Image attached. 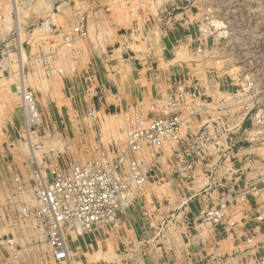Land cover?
I'll list each match as a JSON object with an SVG mask.
<instances>
[{
  "label": "rangeland",
  "instance_id": "rangeland-1",
  "mask_svg": "<svg viewBox=\"0 0 264 264\" xmlns=\"http://www.w3.org/2000/svg\"><path fill=\"white\" fill-rule=\"evenodd\" d=\"M12 2L0 0V264H264V0H60L51 20L20 14L18 36ZM171 94L184 99L177 138L148 156L113 222L75 229L53 260L22 212L35 168L121 152L129 119Z\"/></svg>",
  "mask_w": 264,
  "mask_h": 264
},
{
  "label": "built area",
  "instance_id": "built-area-1",
  "mask_svg": "<svg viewBox=\"0 0 264 264\" xmlns=\"http://www.w3.org/2000/svg\"><path fill=\"white\" fill-rule=\"evenodd\" d=\"M86 17L77 18L79 22L74 33L84 35L81 26ZM69 39V36L65 38L67 44ZM180 97L165 96L157 101L159 108L150 106L153 114L130 118L125 147L117 154L101 152L97 158L82 163L73 161L57 163L43 170L38 166L35 168L36 203L23 206L22 212L43 225L53 260L68 259V238L75 229L109 224L116 219L117 212L127 204L133 186L143 181V164L148 156L177 138L185 120L181 112L184 99ZM22 111L26 126L39 123L33 97L25 91L22 93ZM222 214L220 206L208 211L206 217L211 224H218ZM3 246H11V241L0 238V249Z\"/></svg>",
  "mask_w": 264,
  "mask_h": 264
},
{
  "label": "crops",
  "instance_id": "crops-1",
  "mask_svg": "<svg viewBox=\"0 0 264 264\" xmlns=\"http://www.w3.org/2000/svg\"><path fill=\"white\" fill-rule=\"evenodd\" d=\"M60 1V0H59ZM59 1L57 0H49V1H45L43 2V4L40 6L36 0H33L32 2L29 0V1H26V2H19V3H16L17 1L16 0H13L12 4H13V15L15 17V21L17 22V30H15V32H12V36L13 35H16L18 36L19 35V32H18V18L20 17V14H21V17H25L26 20H28L30 23H34V22H38L42 19H49L51 20L52 19V14L55 15V13L53 12V9L56 10V12L58 11L59 7H61V4H58ZM63 1V0H62ZM65 4V3H64ZM54 5H56V7L54 8ZM22 8V9H20ZM24 9V12H20V10H23ZM19 10V11H18ZM82 15L85 14L88 16L89 14L92 15V13H89V12H84V13H81ZM96 14V12L94 13ZM78 18V17H77ZM52 27L55 26L54 24L51 25ZM86 26V25H85ZM58 30L59 28L57 26H55L54 30ZM53 30V29H51ZM37 46H35L36 48ZM18 51V50H17ZM30 56L31 53L28 52ZM39 55V54H38ZM89 159V158H88Z\"/></svg>",
  "mask_w": 264,
  "mask_h": 264
},
{
  "label": "bare ground",
  "instance_id": "bare-ground-1",
  "mask_svg": "<svg viewBox=\"0 0 264 264\" xmlns=\"http://www.w3.org/2000/svg\"><path fill=\"white\" fill-rule=\"evenodd\" d=\"M19 39V38H18ZM25 59H26V57H25V55H24V53H20V55H19V63H21V62H23V61H25ZM20 67H21V64H20ZM23 80H22V77H21V75H20V78H19V86L18 87H16L15 89L13 88V93H15L16 92V90H17V88L20 90V93H23V91H24V86L23 85H25L23 82H22ZM15 91V92H14ZM22 95V94H21ZM28 134V133H27ZM9 242H10V240H9ZM67 261V260H66Z\"/></svg>",
  "mask_w": 264,
  "mask_h": 264
}]
</instances>
